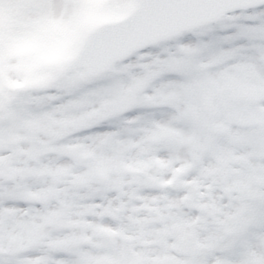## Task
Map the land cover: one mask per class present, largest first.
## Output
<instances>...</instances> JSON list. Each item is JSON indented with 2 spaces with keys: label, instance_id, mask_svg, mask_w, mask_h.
I'll return each mask as SVG.
<instances>
[{
  "label": "snow or ice",
  "instance_id": "1",
  "mask_svg": "<svg viewBox=\"0 0 264 264\" xmlns=\"http://www.w3.org/2000/svg\"><path fill=\"white\" fill-rule=\"evenodd\" d=\"M114 7L134 14L46 62L56 29ZM24 46L37 88L10 70ZM43 118L83 123L30 170L74 179L3 147ZM132 160L165 170L111 173ZM0 264H264V0H0Z\"/></svg>",
  "mask_w": 264,
  "mask_h": 264
},
{
  "label": "rangeland",
  "instance_id": "2",
  "mask_svg": "<svg viewBox=\"0 0 264 264\" xmlns=\"http://www.w3.org/2000/svg\"><path fill=\"white\" fill-rule=\"evenodd\" d=\"M93 4L99 5L105 0H91ZM131 7H114L106 12H99L95 9L86 11L72 24L56 29L58 34V44L53 51L46 58V62L54 63L66 59L72 50L73 46L79 39L88 31L99 25L100 23L108 20L119 18L120 16L128 13ZM10 55L18 58L20 61L13 66L11 71L22 72L25 75L23 83L16 85V87H23L25 85H35L43 81L42 77L34 75L36 64L32 61L33 50L29 46L14 48ZM9 69H5L8 71ZM120 101H117V105ZM117 105H113L115 107ZM7 122V118H5ZM83 121L65 120L61 122H53L46 118L38 121H21L18 124H11V133H5L3 139V147L12 149V156L16 160L17 167L23 169L26 176H34L43 179L47 177L49 180L54 179H74L75 177L66 176L63 172L56 174H49L43 172L37 175L29 168L30 165L37 164L38 160L43 156L54 155L50 151L51 145L48 143L56 137H61L66 128L78 126ZM65 155L68 159L76 163H84L88 159V154L80 152L76 146H68L65 150ZM153 169L156 173L165 170L164 162L162 161H139L132 160L128 163L118 162L113 164L110 171L113 175H130L142 176L148 169ZM85 179L81 177L82 181Z\"/></svg>",
  "mask_w": 264,
  "mask_h": 264
},
{
  "label": "water",
  "instance_id": "3",
  "mask_svg": "<svg viewBox=\"0 0 264 264\" xmlns=\"http://www.w3.org/2000/svg\"><path fill=\"white\" fill-rule=\"evenodd\" d=\"M134 14V11L129 15L127 16L126 18L122 19V20H119L117 22H113V23H105L97 28H95L93 31H95L96 29L98 28H102V27H110V26H115V25H119V24H122L123 22H125L126 20H128L132 15ZM92 32V31H91ZM136 37L135 36H132V37H129V43H134Z\"/></svg>",
  "mask_w": 264,
  "mask_h": 264
}]
</instances>
